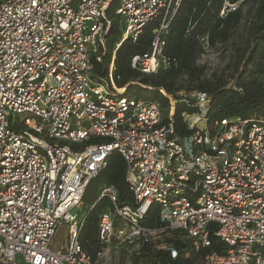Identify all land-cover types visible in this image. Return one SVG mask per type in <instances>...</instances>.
I'll use <instances>...</instances> for the list:
<instances>
[{
	"label": "built area",
	"instance_id": "built-area-1",
	"mask_svg": "<svg viewBox=\"0 0 264 264\" xmlns=\"http://www.w3.org/2000/svg\"><path fill=\"white\" fill-rule=\"evenodd\" d=\"M179 1L0 0V264H95L79 240L84 217L76 209L114 150L126 161L135 204L120 205L116 188H103L100 198L113 208L100 215L102 243L148 245L179 230L198 249L210 245L215 224L228 249L208 255V264H264V118L230 117L212 129L207 93L193 91L201 111L184 114L192 132L183 138L158 104L116 87L114 58L106 79L115 91L93 77L111 6L124 24L117 47L160 19L152 53L133 65L166 68ZM239 5L224 0L220 14ZM152 204L164 224L146 227ZM64 223L67 243L52 250Z\"/></svg>",
	"mask_w": 264,
	"mask_h": 264
},
{
	"label": "trees",
	"instance_id": "trees-1",
	"mask_svg": "<svg viewBox=\"0 0 264 264\" xmlns=\"http://www.w3.org/2000/svg\"><path fill=\"white\" fill-rule=\"evenodd\" d=\"M230 1H239V8L222 16L220 12L224 0H180L170 21L163 48L169 64L156 73L143 72L138 63L133 65V59L137 55L152 53L154 30L160 19L148 23L136 41L125 39L119 47L116 44L124 30L119 35L118 31L111 29L102 60L99 61L96 56L92 58L93 77L112 88L106 78L114 58L115 84L125 88L126 96L158 104L162 114L166 112L163 122H172L176 134L183 138L192 132L184 114L201 111L197 98L192 96L193 91L207 93V123L212 129L230 117L264 118V0ZM109 13L111 16L115 14L113 6ZM224 46L231 49L226 74L215 80L204 77L205 69L197 65V60L207 49ZM185 77L194 81L193 89H187V93L183 92ZM173 101L175 107L171 111ZM126 175V161L114 150L108 155L106 166L87 186L83 203L89 206V211L83 216L84 226L79 240L94 261L105 247L99 237L100 215L113 208L107 196L100 198L103 188L114 186L120 205L135 204ZM143 224L146 227L164 224L158 204L151 205ZM215 228L213 224L210 245L198 249L190 238H181L182 231H172L174 233L167 238V242L171 249L177 251V256L173 257L171 249H156L152 252L151 264H208L205 261L208 255H222L228 249L227 244L213 232Z\"/></svg>",
	"mask_w": 264,
	"mask_h": 264
},
{
	"label": "rangeland",
	"instance_id": "rangeland-1",
	"mask_svg": "<svg viewBox=\"0 0 264 264\" xmlns=\"http://www.w3.org/2000/svg\"><path fill=\"white\" fill-rule=\"evenodd\" d=\"M111 17L113 19L111 29H115V32L118 31V34L120 35L124 30L123 21L115 14H113ZM230 55V47L224 46L213 49L209 48L197 60V65L204 67V77L215 80L216 77L225 73L230 61ZM184 80L185 90H183V92L187 93V89H193L194 81H191L190 79L187 80V77H185ZM116 87L120 88L117 86V84ZM111 90H114V88L112 87ZM165 118L166 112L163 113V119ZM76 210L81 216H85L89 211V206L82 203ZM67 233V223H64L58 227L52 238V250L59 249L61 245L67 243ZM173 233L174 232L170 231L165 235H160L148 245L133 246L129 244L119 245L116 243L105 245V247H103L102 254L98 257V259H96L95 264H151L152 252L156 249L164 248V245L168 244L167 238L172 236ZM183 233L184 232L181 234V238H188ZM205 261L207 262V260Z\"/></svg>",
	"mask_w": 264,
	"mask_h": 264
}]
</instances>
